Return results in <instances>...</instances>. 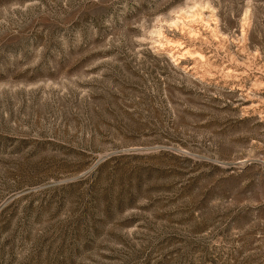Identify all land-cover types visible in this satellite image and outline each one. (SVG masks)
<instances>
[{"label": "rangeland", "instance_id": "1", "mask_svg": "<svg viewBox=\"0 0 264 264\" xmlns=\"http://www.w3.org/2000/svg\"><path fill=\"white\" fill-rule=\"evenodd\" d=\"M0 264H264V0H0Z\"/></svg>", "mask_w": 264, "mask_h": 264}]
</instances>
